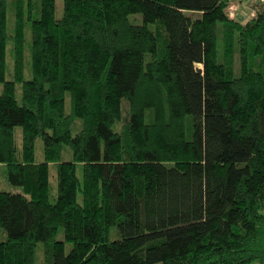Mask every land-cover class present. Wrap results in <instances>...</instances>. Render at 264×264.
<instances>
[{
	"label": "trees",
	"instance_id": "obj_1",
	"mask_svg": "<svg viewBox=\"0 0 264 264\" xmlns=\"http://www.w3.org/2000/svg\"><path fill=\"white\" fill-rule=\"evenodd\" d=\"M62 1L0 0V264H264V2Z\"/></svg>",
	"mask_w": 264,
	"mask_h": 264
},
{
	"label": "rangeland",
	"instance_id": "obj_2",
	"mask_svg": "<svg viewBox=\"0 0 264 264\" xmlns=\"http://www.w3.org/2000/svg\"><path fill=\"white\" fill-rule=\"evenodd\" d=\"M261 2H264V0H260ZM256 0H232L230 3V6L228 7V12L230 13L231 17H238L241 19H246L249 15H252L254 13V7H255ZM62 9H63V1L62 0H56V16L60 17L62 15ZM139 16V14L137 15ZM28 40H30V35L28 33ZM10 47V44H9ZM7 62L8 67L11 69V53L10 50H8L7 53ZM30 56L28 53V64L26 69V78L31 77V70H30ZM10 77V71L7 69V78ZM2 92V84H0V93ZM16 96L18 99L21 97V85H17V91ZM66 107L67 110H70V103H69V96H66ZM122 109H123V115L121 120L117 123L116 126H119L122 122H124L125 119V111L127 109V102L125 99L122 101ZM15 135H16V141L18 144L21 143V128L19 126L15 127ZM35 156L37 161H43L44 159V144L40 137H38L35 141ZM62 159L63 160H70L72 159V152L71 149L65 145L63 147V153H62ZM77 175L82 181V165L77 164ZM49 181H50V200L54 202L57 197V175H56V168L53 164L50 165L49 170ZM0 190L5 191H13L18 192L21 191V187L17 185L10 184L6 178H5V166L0 165ZM63 233L60 231L58 234V238H62ZM70 245L68 244L67 247ZM42 244H39L37 246V253H36V264H43V250H42Z\"/></svg>",
	"mask_w": 264,
	"mask_h": 264
},
{
	"label": "water",
	"instance_id": "obj_3",
	"mask_svg": "<svg viewBox=\"0 0 264 264\" xmlns=\"http://www.w3.org/2000/svg\"><path fill=\"white\" fill-rule=\"evenodd\" d=\"M257 2L261 3L260 0H258ZM197 72H202V68L198 67V68H197Z\"/></svg>",
	"mask_w": 264,
	"mask_h": 264
},
{
	"label": "built area",
	"instance_id": "obj_4",
	"mask_svg": "<svg viewBox=\"0 0 264 264\" xmlns=\"http://www.w3.org/2000/svg\"><path fill=\"white\" fill-rule=\"evenodd\" d=\"M229 15H230V13H229ZM231 16V15H230Z\"/></svg>",
	"mask_w": 264,
	"mask_h": 264
},
{
	"label": "crops",
	"instance_id": "obj_5",
	"mask_svg": "<svg viewBox=\"0 0 264 264\" xmlns=\"http://www.w3.org/2000/svg\"><path fill=\"white\" fill-rule=\"evenodd\" d=\"M258 0H256V2H257Z\"/></svg>",
	"mask_w": 264,
	"mask_h": 264
}]
</instances>
